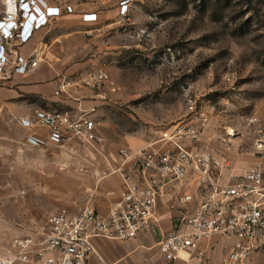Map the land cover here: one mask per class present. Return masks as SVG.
<instances>
[{
    "label": "rangeland",
    "instance_id": "1",
    "mask_svg": "<svg viewBox=\"0 0 264 264\" xmlns=\"http://www.w3.org/2000/svg\"><path fill=\"white\" fill-rule=\"evenodd\" d=\"M112 2L91 54L118 87L100 110L103 132L150 141L194 105L209 116L198 146L228 172L264 163V0H129L124 19ZM58 168H5L0 254L16 252L12 238L40 236L59 210Z\"/></svg>",
    "mask_w": 264,
    "mask_h": 264
},
{
    "label": "built area",
    "instance_id": "2",
    "mask_svg": "<svg viewBox=\"0 0 264 264\" xmlns=\"http://www.w3.org/2000/svg\"><path fill=\"white\" fill-rule=\"evenodd\" d=\"M11 3V8L0 16V78L11 73L26 74L35 68L36 57H25L18 48L29 42L37 30L48 26L51 19L74 12L66 0H58L55 6L46 0ZM128 6L129 0H121L119 15L123 19ZM80 20L94 23L97 16L85 13ZM84 84L93 91H118L104 70H93ZM35 124L48 128L50 134L47 139L28 137L26 143L32 148L59 146L69 139L86 145L95 141L96 124L87 113L75 117L65 109L37 111ZM208 124V114L190 105L184 120L161 130L147 146L137 151L120 149L121 162L128 166V172H120V201L107 215L87 207L51 213L40 236L14 238L11 245L16 252L0 255V264H89L95 238L137 239L150 229L156 203L168 187L178 191L177 184L190 179H195L197 194H176L177 203L185 210L179 228L157 244L164 260L172 261L182 252L195 250L202 240L215 234L233 241L223 264H253L254 256L264 258V163L257 161L243 173L230 172L222 181L229 161L198 146ZM194 200L196 206L189 209Z\"/></svg>",
    "mask_w": 264,
    "mask_h": 264
},
{
    "label": "crops",
    "instance_id": "3",
    "mask_svg": "<svg viewBox=\"0 0 264 264\" xmlns=\"http://www.w3.org/2000/svg\"><path fill=\"white\" fill-rule=\"evenodd\" d=\"M46 1L55 6L58 0ZM66 1L74 9L72 14L63 13L51 19L48 26L37 30L29 42L18 48L25 57L35 56L37 66L26 74L11 73L0 78V184L7 166L19 167L26 162L35 167L58 166L59 210L65 208L76 212L87 207L105 216L120 201L123 189L120 172H128V166L121 162L119 150L137 151L155 137L148 141L142 135L124 134L114 139L103 132L105 124L100 110L111 93L106 88L90 90L84 80L93 70L106 71L92 59V45L100 40L105 30L102 23L109 17L101 8L115 2ZM9 2L11 0H0V16ZM85 13L96 14L97 20L94 23L81 22L80 17ZM56 91H59L58 95ZM58 109L68 110L75 117L87 113L96 124L94 143L86 145L69 139L59 146L48 145L40 149L28 146V137L47 139L50 134L48 128L35 124V113ZM229 174L228 171L222 173V181ZM177 186L178 191L169 186L166 194L157 201L150 229L137 239L115 241L95 238L92 241L94 251L88 257L89 264H223L233 241L218 234L202 240L195 250L178 254V258L172 261L164 260L159 253L158 242L179 228L180 217L185 211L177 203L176 194H197L195 179ZM195 206L196 200L188 208ZM263 263L262 257L254 256L253 264Z\"/></svg>",
    "mask_w": 264,
    "mask_h": 264
},
{
    "label": "bare ground",
    "instance_id": "4",
    "mask_svg": "<svg viewBox=\"0 0 264 264\" xmlns=\"http://www.w3.org/2000/svg\"><path fill=\"white\" fill-rule=\"evenodd\" d=\"M7 1H8V0H7ZM5 2H6V0H5ZM11 6H12V4H11V2H9V3H8V7H7V8H8V9H10V8H11Z\"/></svg>",
    "mask_w": 264,
    "mask_h": 264
}]
</instances>
